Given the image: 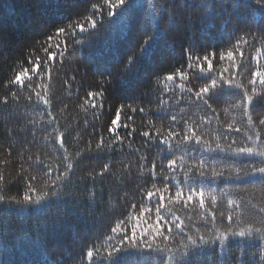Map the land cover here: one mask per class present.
<instances>
[{
	"label": "trees",
	"instance_id": "trees-1",
	"mask_svg": "<svg viewBox=\"0 0 264 264\" xmlns=\"http://www.w3.org/2000/svg\"><path fill=\"white\" fill-rule=\"evenodd\" d=\"M138 2L144 7L132 13L123 31H105L99 38L85 43H75L71 37L64 36L54 39L51 43L63 45L65 54L48 62V70L37 79L30 71L31 61L36 58L44 61L47 51L42 45L47 36L57 27L71 30L77 21L87 24L83 17L92 13L94 3L103 5L104 0H78L77 5H72L71 0H0V175L4 178L0 181V195L5 197V202H0V245L5 249L0 264H90L88 250L93 251L95 264H106L97 255L96 246L103 244L107 248L117 244L119 233L134 226L138 233L149 224L155 226V199L148 202L146 193L162 189L163 183L169 184L165 207L161 210L167 219L179 216L185 224L195 225L201 234L208 235L213 232L219 235L229 224L234 230L259 228L261 231L253 232L250 237L229 238L224 264H264V212L261 211L264 187L247 179H217L210 188H205L204 208L195 197L187 206L184 201H170L167 197L174 195L173 185L176 180H184V173L177 168L176 180L163 181L161 166L166 175L169 160L177 159L180 165L186 164L188 158L179 159L182 153L174 144L169 150L155 136L157 129L167 135L169 126L174 125V130L180 133L176 139L180 140L185 128L196 127L214 147L216 130H226L231 123L241 128L240 133H228L238 142L251 143L247 135L255 137L257 132L264 140V126L258 123L264 115V102H256L254 109H250L255 121V127L250 128L247 117L236 106L238 96L242 95L239 89L225 84L213 105L215 113L198 108L195 97L186 90H198L210 83L209 75L218 78L224 69H228L224 72L226 80L230 73H235L233 83L251 89L249 80L253 73L264 70V20L259 16L253 19L247 10L237 9L233 15L234 27L219 25L201 30L197 25L194 30L185 31L182 27L178 29L182 25L179 17L199 15L184 10L185 0H179L175 8L171 7L175 0ZM156 3H160L161 11L167 8V16L176 18V25L168 22L161 25L165 31L172 29L174 50L157 53V59L146 70L152 75L145 73L134 84H121L115 74L120 71L121 62L131 55L137 40L144 38L138 36V28L146 16L155 14L150 5ZM101 10L105 15L99 18L106 20V6ZM76 31L80 37L87 36ZM240 37L246 42L238 43ZM229 50L234 53L235 66L227 58L219 59L221 53L226 56ZM52 51L56 49L53 47ZM205 55L212 60L211 73L203 61ZM201 62L204 74L198 66ZM25 68L29 69L25 84L31 77L32 87L11 84L14 76ZM177 70L185 73L187 79L182 80ZM110 72L112 76L108 75ZM170 74L175 76L173 82L164 79ZM109 80L111 83H107ZM181 83L185 89L177 86ZM256 87L264 90L258 81ZM35 92L49 99L50 104H38ZM141 108L145 111L140 112ZM117 111L118 127L111 124ZM173 115L178 123L171 121ZM110 128L115 130L109 131ZM144 131L153 135L152 141L141 135ZM189 146L194 149L193 157L206 156L194 143ZM153 163L158 174L155 181L151 174ZM67 165H71L69 181L57 188L56 195L46 203L27 207L7 203L13 198L22 200L28 191V177L32 175L37 177L31 184L38 192L50 191L46 185ZM222 167L227 169L226 176L229 171L234 173V167ZM49 171L51 177L47 175ZM209 193L217 198L215 204ZM149 207L151 212L145 210L141 216V211ZM210 213L215 214L211 223ZM229 215L233 218L231 222ZM54 221H59L57 230H53ZM121 222L126 228L118 227L117 233H112L111 229ZM161 224L166 231L167 225L163 221ZM108 236L114 239L108 241ZM214 247L219 252L218 242ZM157 256L142 246L141 252L129 256L122 264H151V257Z\"/></svg>",
	"mask_w": 264,
	"mask_h": 264
},
{
	"label": "snow or ice",
	"instance_id": "snow-or-ice-1",
	"mask_svg": "<svg viewBox=\"0 0 264 264\" xmlns=\"http://www.w3.org/2000/svg\"><path fill=\"white\" fill-rule=\"evenodd\" d=\"M179 0H175L171 4V7L175 8ZM72 5H77L78 0H71ZM107 9V19H100L105 15L101 10L102 7ZM144 7L143 4L139 3L138 0H104V4L94 3L92 5V13L86 17H83L87 21V24L79 21L71 25V30L68 27H57L52 34L46 38L45 47L47 55L44 61L40 58H36L31 61L32 73H35L37 79H40L42 73L48 70V62L55 61L57 57L65 54V48L59 42L53 45L51 42L57 37H71L75 43L91 42L92 40L99 38L105 31L114 29H120L123 31L132 13L137 9ZM150 7L154 10V15L146 16L143 23L138 28V36L144 37L141 40H137L135 46L131 50V55L122 61V67L118 73L115 74V78L124 85L134 84L142 74L152 75L151 72H146L148 65L157 59V53L159 51H173L174 50V39L171 38L170 33L172 29L165 31L161 25L164 22H168L171 25H176V18H172L166 15L167 8L161 11L160 3L152 4ZM237 9H245L251 15L253 19L259 16L264 20V0H185L184 10H191L193 12H199V15L193 18L189 16L187 18L181 16L179 19L182 20V25L178 26V29L182 27L185 31L194 30L199 25L201 30L217 27L223 25H233L234 11ZM159 17V18H157ZM234 27V25H233ZM80 34H87L86 37H80L77 35V30ZM177 29V30H178ZM239 42L244 41V37H240ZM53 47L56 51H52ZM237 50H239L237 48ZM243 55V53H241ZM227 58L235 66V59L233 51H227L225 56L224 53L220 54L219 59L223 61ZM189 68L193 67L192 57H188ZM199 61V57H197ZM203 61L207 63V72L211 73L213 70L212 60L207 55L203 57ZM201 74H204L205 69L203 63H199ZM28 68L20 71L14 76V79L10 81L11 84H15L24 87H32L31 77H28L29 83L25 84V77L28 75ZM228 69H224L217 77L211 75L208 76L210 83H206L199 87L198 90L193 91L192 88L186 90L195 97V102L198 108L204 110H210L215 113L216 109L213 107L217 103V97L220 92L223 91L224 85L226 84L229 88L239 89L242 95L238 96V106L242 114L247 117V127L254 128L255 121L251 115L250 109H254L256 102H264V90H258L256 85L257 81L264 89V70H257L253 73V78L249 80L251 89L245 87L243 84H234L235 73L229 74V79H225L224 72ZM177 74L182 80H186L187 76L183 72L177 70ZM103 75V73H102ZM109 76L113 74L108 73ZM168 82L175 80L174 75H167L164 78ZM111 83V81H107ZM181 89H185L183 83L177 85ZM34 91V88H33ZM15 96L16 93H13ZM91 95V94H90ZM103 95V93H101ZM37 103L42 102L45 106L50 104V100L42 96L40 92H35ZM31 100V96H29ZM5 102H7L5 100ZM95 107V105H93ZM46 110V109H45ZM135 112L136 109H133ZM143 108L140 112H144ZM51 115V112H48ZM53 117V121H54ZM120 119V113L117 111L116 119L111 121L113 126H119L118 121ZM128 119H131L129 117ZM171 121L177 122L175 115L171 116ZM52 123V121H49ZM187 123V122H186ZM210 123V121H206ZM259 125L264 126V115L260 116L258 120ZM125 128L127 124L123 125ZM174 125H170L167 131V135H162L161 131L157 129L155 136L159 138V144L167 145L169 150L173 148L179 150L182 155L179 159L184 160L186 157L188 160L186 164H177V159H171L168 161L166 167L169 170V174L163 175L164 166H161V174L163 181H169L170 179L176 180L174 173L177 168L184 173V180L181 182L176 180L173 187L175 188L174 195L169 194L167 199L170 201H184L185 206L193 201L194 197L198 200L201 208L205 206V188L211 187L217 179H235L244 180L247 179L253 185L259 184L264 187V140H261L259 132L256 133L255 137L249 134L247 135V142H238L237 139L229 137V132L240 133L241 128L234 127L233 124L229 123L226 130H216L214 137L215 146L204 138V136L198 131L196 127L185 128L184 134L180 140L176 138L180 136V133L174 130ZM115 128H110L109 131H114ZM55 131V128H53ZM134 131V130H133ZM132 133L129 132L130 136ZM142 136L147 137L150 141L153 140V135L148 131L141 133ZM119 139V137H116ZM223 141V143H221ZM155 142V141H153ZM195 144L200 150L206 154L199 157H193L192 152L194 151L189 145ZM60 147L64 148L63 134L60 136ZM101 145L98 144L97 148ZM246 158V159H245ZM222 165H227L228 169L234 167V173L232 171L225 175L226 168ZM239 165V166H236ZM105 171L108 166H104ZM156 164L152 165V178L153 181L157 178V172L155 171ZM71 170V165H67L63 172L55 177L54 180L46 187L50 191H45L42 194L38 192L31 184V181L37 179L35 175L28 177L29 183L27 185L28 191L22 197V200H16L13 198L11 201H7L10 204H16L22 207L40 206L46 203L51 196L56 195L55 190L63 187L66 182L69 181L68 172ZM51 177V171L47 173ZM103 175V173H101ZM256 178V179H251ZM4 178L0 175V181ZM203 181H208L209 184L205 185ZM155 188V183L153 184ZM29 192L32 195L28 194ZM165 193H169V184L163 183V187L155 188V191L148 190L146 193V200L153 202L155 199V213H156V224L155 226L149 224L145 228H141L139 233L137 227L134 226L130 231L125 230L121 233L119 242L117 244H111L107 248L101 244L96 246L95 250L98 256H101L106 264H122L127 262L128 257L134 255L137 252L142 251L143 248L150 250L151 252L157 253V257H151V264H224V257L227 251V242L229 238H247L252 235L253 232H260L261 229L252 227L233 229L231 225L225 227L224 231L220 232L219 235L213 232L211 235L207 233L201 234V229L195 227V225H187L179 216H174L173 219H167L162 209L165 207ZM159 194V195H157ZM211 201L213 204L216 203V197L211 195ZM0 202H5V197L0 195ZM231 203V202H230ZM135 208V205H133ZM42 210V209H41ZM151 212V208H145L141 211L140 215L143 216L144 211ZM264 212V209H261ZM212 215V221H215V214ZM139 219V217H138ZM232 216H228L229 222L232 221ZM161 221L167 225V230H164V225ZM179 221V222H177ZM59 221H54L53 230H57ZM118 227H125L126 224L121 222L117 227L111 229L112 233H117ZM216 231H219L218 229ZM114 239L113 236H108L107 240L111 241ZM218 242L219 252L214 247ZM44 243H47L45 240ZM103 249V251H102ZM5 249L3 245H0V255L4 253ZM87 257L90 264H95L93 259V251H87ZM145 259H148L147 257Z\"/></svg>",
	"mask_w": 264,
	"mask_h": 264
}]
</instances>
